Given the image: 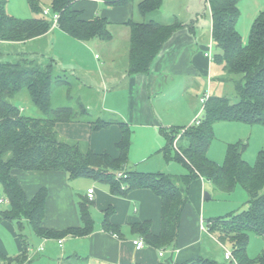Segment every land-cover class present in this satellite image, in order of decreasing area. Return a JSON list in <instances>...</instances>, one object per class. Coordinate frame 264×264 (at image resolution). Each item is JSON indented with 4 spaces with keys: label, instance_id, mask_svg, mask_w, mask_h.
Instances as JSON below:
<instances>
[{
    "label": "trees",
    "instance_id": "1",
    "mask_svg": "<svg viewBox=\"0 0 264 264\" xmlns=\"http://www.w3.org/2000/svg\"><path fill=\"white\" fill-rule=\"evenodd\" d=\"M75 1L50 0L51 14H58L57 26L80 41L92 38L109 40V21L99 15L84 19L81 11L74 7ZM103 1L110 6H125L133 0ZM238 1L205 0L211 19V37L216 47L212 60L222 66L224 75L221 80L233 83L236 101L222 95H209L203 105L202 115L196 114L198 123L194 119L188 126H171L162 130L166 140L161 149L163 157L184 166L186 172L181 175L127 168L131 128L123 121L97 118L90 122L94 129L112 123L120 126L122 136L116 143L115 157L106 151H94L86 140L61 137L58 124L76 122L89 116V110L79 101L75 108L70 105L52 106L55 87L64 86L70 91L68 74L56 69L52 57L44 63L24 53L14 54L13 50L8 49L4 53L0 50V185L9 203V208L1 212L0 219L18 227L17 236L23 247V251L16 256L6 255L0 250V264L25 261L29 242L21 231L24 221L31 231L43 237L82 236L93 228L90 214L92 200L87 196L78 202L80 226L64 230L44 227L42 219L47 189L41 187L29 197L13 176L12 171L15 169L64 171L72 178H92L107 183L110 192L120 197H125L135 189H150L161 199L159 233L151 232L149 220L132 223L130 227L145 244L156 249H169V252L176 246L182 212L190 201V184L195 178L202 176L216 190L227 194L239 185L247 194L246 208L225 216L210 217L204 221L205 227L220 243L227 241L231 244L232 261L235 264H264V249L255 258L247 254L250 234L264 236V192H261L264 187V149L258 151L254 165H250L243 157L244 142L228 144L222 164L207 155L213 139L214 122L238 121L264 125V10L254 18L248 41L243 43L236 28ZM6 3L7 0H0L1 42L28 41L46 34L52 27V17L17 18L6 12ZM28 3L33 11H43L38 0H28ZM161 4L162 0H140L137 9L143 20L128 22L129 74L147 72L165 42L176 30L186 26L175 18L170 22L155 19L153 14L159 12ZM147 16L149 18L145 19ZM24 91L41 116L32 117L21 113L14 101ZM68 98L70 100V95ZM179 132L180 137L174 142ZM112 212V207L103 211V226L108 231L116 232L118 226L110 222ZM169 258L167 261H170ZM183 264L217 262L198 256Z\"/></svg>",
    "mask_w": 264,
    "mask_h": 264
},
{
    "label": "crops",
    "instance_id": "2",
    "mask_svg": "<svg viewBox=\"0 0 264 264\" xmlns=\"http://www.w3.org/2000/svg\"><path fill=\"white\" fill-rule=\"evenodd\" d=\"M46 1L50 3V0H38L41 5ZM139 1L133 0L125 6H110L103 0L75 1L74 7L81 11L84 19L99 15L109 21L111 38L107 41L98 38L77 40L54 23L46 34L34 39L14 43L0 41V46L4 49L18 48L17 53L28 55L29 51H34L26 50L29 44L41 45L40 47L42 44L48 45L47 39L55 31L61 37L70 38L68 61L59 52H53V49L45 52L54 59L56 69L66 72L70 77L69 92L76 97L74 99L70 94V101L74 103H70V106L75 108L78 100L82 101V105L89 110V116L76 122L58 124L57 129L62 134L70 135V139L86 140L94 151H106L113 157L117 156L116 143L122 136L120 126L112 123L107 127L94 129L90 123L92 120L104 119L105 115L113 114L118 117L110 121H123L131 128V145L135 142V136L141 134L151 137L156 145H160L165 139L163 129L171 126L185 127L195 119L197 112L190 97L196 93L198 95L201 90V82L197 84V77L202 79L206 76L208 84L212 82L210 73L213 60L205 55L209 51L203 50L201 44L196 48L198 40L195 32L186 26L176 30L165 42L151 61L147 72H127L130 34L128 22L143 20L134 16L135 10L140 15L137 9ZM164 3L162 0L161 7ZM161 7L157 20L165 22V19H177L173 14L163 12ZM210 38L212 39L211 29ZM95 49L100 51L99 55ZM177 85H180L178 90ZM205 91L203 94L209 93V90ZM179 92L183 96L185 93L190 96L182 106L173 103ZM155 101H160L158 103L161 107L164 103L171 106L162 111L161 107L156 108ZM91 115L95 118H89ZM146 159V154H139L137 157L131 149L128 152L127 168L142 172L160 171L171 175L186 172V168L175 160L163 164L165 161L161 155L157 168H142L141 164ZM12 174L29 197L41 187L47 189L42 225L50 229L64 230L80 226L78 202L86 197L88 189H93L94 197L90 206L93 228L88 234L54 238L39 236L32 231L25 261L10 264H183L198 256L213 259L216 252L213 247H221L222 243L214 234L201 229V224L205 225L204 221L209 217L204 218L206 200L211 198H205L204 190L209 187L212 192L218 191L202 176L195 178L190 184V201L182 212L176 246L169 252V249H156L147 244L136 249L132 243L140 237L130 227L132 223L149 220L151 232L158 234L160 231L161 199L150 189H135L125 197H120L113 195L105 182L84 177L72 178L64 171L15 169ZM109 207L113 208L110 222L118 226L116 232L108 231L103 226V211ZM6 222L12 235V252L5 248L1 240L0 250L6 255L16 256L23 251V247L14 234L13 223ZM160 251H163V255L159 254ZM168 258L170 261H167ZM224 260L235 264L230 259Z\"/></svg>",
    "mask_w": 264,
    "mask_h": 264
},
{
    "label": "rangeland",
    "instance_id": "3",
    "mask_svg": "<svg viewBox=\"0 0 264 264\" xmlns=\"http://www.w3.org/2000/svg\"><path fill=\"white\" fill-rule=\"evenodd\" d=\"M165 3L162 5V11L166 13L173 14L179 21L186 24L187 29H192L195 32V35L198 40V46L201 44L203 46V50L210 52V58H212L214 52H216V47L214 46L213 40L210 38V13L208 6L205 3V0H164ZM48 1L43 3L40 6L41 8L48 7ZM238 8H239V17L236 23V28L240 33L241 39L243 43H247L249 38V32L252 25V22L256 15L261 11L264 10V0H239L238 1ZM6 12L11 14L17 18L26 19L32 17H38L44 15L42 11H33L28 3V0H7L6 3ZM162 12V13H163ZM46 18L51 19V14L44 15ZM137 19H143L141 15L137 14L135 10V15ZM151 16V15H150ZM153 17L159 18L157 14H153ZM147 16L145 19H148ZM162 18V17H161ZM162 20V19H161ZM172 19H165V22H170ZM73 43V42H72ZM47 44L36 45L29 44L26 50H34L33 52L29 51L28 57L44 62L48 60L49 56L46 54L45 50L50 52L53 49V52H59L63 59L66 61L69 60L70 55V38L67 36L61 37L60 34L55 31L53 36H50L47 39ZM40 47V48H39ZM12 51L14 54H17L18 48H6L4 49L0 46V50L2 52H6V50ZM97 54H100V51L95 49ZM202 50V51H203ZM87 52V51H86ZM94 53H92L93 55ZM89 56V55H88ZM102 56V54H101ZM210 77L212 78V82L208 84L207 77H197V84L201 82V90L199 91L198 95L193 94L190 99H192L194 104V110L200 116L203 113V106L199 102V97L203 96V92H207L209 90L208 96L211 93H215L217 95L226 96L231 99V101H236L235 91L233 87V83L230 80L224 81L221 80V77L224 75L222 70V66L216 64L212 61V72L210 73ZM65 77V76H64ZM69 77V76H68ZM66 77V78H68ZM70 81V77H69ZM182 84V82H181ZM184 85V84H183ZM180 88V85H177V90ZM68 89L63 87H55L53 89L52 94V106H59V105H70L73 103L69 100L68 96L71 94V97L76 99L73 93L67 91ZM182 92L177 93V96L174 97L173 103H176L180 106L181 104L186 102L188 97L187 93L181 95ZM188 97V98H189ZM80 103L83 104L82 101L78 100ZM16 105L19 106L21 113L27 116L37 117L41 116L39 111L36 107L31 103L27 92L20 93L16 98L15 101ZM160 102V101H158ZM155 101V106L158 109L160 103ZM74 104V103H73ZM171 105L166 103L163 104L161 110L169 109ZM174 109V108H173ZM167 115H170L167 113ZM113 114L105 115L103 118L105 120H111L113 118H117ZM89 118H95L94 115H91ZM61 137L65 139H70V135L67 136L64 133L62 134L59 132ZM181 132L176 135V139L174 142L180 137ZM163 137V136H162ZM164 138V137H163ZM235 142H244L245 149L243 152V157L245 160L250 164L254 165L257 158V153L259 150L264 149V125L259 124H246L243 122L238 121H216L213 123V139L208 149V156L217 162L218 164H222L225 159V153L227 145L230 143ZM131 143V141H130ZM166 141L162 142L160 145H156L153 139L147 137L145 135H136L135 142L132 143L133 145H129V150H133L135 155L138 157L139 154H146L147 161L141 164L142 168H150V170H154L158 166V159L159 155H161L162 159L165 161L163 164H167V162L173 161H166L163 157L161 149L164 147ZM177 164V163H176ZM180 166V164H178ZM175 166V165H173ZM157 170V169H156ZM168 171V170H167ZM207 187V186H206ZM205 193L210 195V199H207L206 208L204 213V218L209 217H218V216H225L229 213H232L236 210H240L242 208H246L245 201L247 199L246 192L238 185L233 190L232 193L227 194L220 191L212 192V189L207 187L204 190ZM212 192V194H211ZM261 192H264V187L262 188ZM0 198H3L5 201L0 204V214L2 211L9 208V203L5 196L2 186L0 185ZM209 211V212H208ZM209 214V215H208ZM208 217V218H209ZM8 223L2 219H0V240L4 244L5 248L12 252V246L10 245L12 235L11 230L7 226ZM14 229V234L17 235L19 230L15 224H12ZM21 231L26 235L27 240L29 243L31 241L29 238L33 234L31 228L28 224L24 221L23 227ZM35 243V241H34ZM6 244V245H5ZM214 257L213 259L217 262V264H232L229 261L224 260V252L225 250H229L231 252L232 246L229 242H224L221 244V247H213ZM219 248V249H218ZM212 249V248H211ZM264 249V238L261 235L251 233L249 236V243L247 247V254L251 258L257 257L260 252ZM251 254V255H250ZM232 261V259H230Z\"/></svg>",
    "mask_w": 264,
    "mask_h": 264
},
{
    "label": "built area",
    "instance_id": "4",
    "mask_svg": "<svg viewBox=\"0 0 264 264\" xmlns=\"http://www.w3.org/2000/svg\"><path fill=\"white\" fill-rule=\"evenodd\" d=\"M42 12H43L44 15L51 14V11H50V9L48 7L43 8ZM51 17H52L53 23L56 24V21H57V18H58V14L57 13H53V14H51ZM205 55H208V57H210V52L205 53ZM207 97H208V93H204L203 96L200 97L199 101H200V104L202 106L204 105ZM195 122L196 123L199 122L198 116L195 118ZM86 196H87V198L89 200H93V197H94L93 189H88L87 193H86ZM4 201L5 200L3 198H0V203H2ZM201 229H206L204 224H201ZM132 243H133V245H134V247L136 249H141L145 245V242H144V240L141 237L136 238L135 240L132 241ZM159 254L163 255V251H160ZM224 258L225 259H232V253L229 250H225Z\"/></svg>",
    "mask_w": 264,
    "mask_h": 264
},
{
    "label": "water",
    "instance_id": "5",
    "mask_svg": "<svg viewBox=\"0 0 264 264\" xmlns=\"http://www.w3.org/2000/svg\"><path fill=\"white\" fill-rule=\"evenodd\" d=\"M205 198H210V196L208 195V193H205Z\"/></svg>",
    "mask_w": 264,
    "mask_h": 264
}]
</instances>
